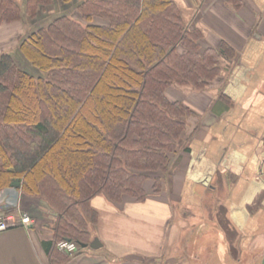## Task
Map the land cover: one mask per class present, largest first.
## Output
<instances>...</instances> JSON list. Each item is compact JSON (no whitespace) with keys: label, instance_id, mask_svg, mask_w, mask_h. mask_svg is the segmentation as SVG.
Returning <instances> with one entry per match:
<instances>
[{"label":"trees","instance_id":"obj_1","mask_svg":"<svg viewBox=\"0 0 264 264\" xmlns=\"http://www.w3.org/2000/svg\"><path fill=\"white\" fill-rule=\"evenodd\" d=\"M14 22L28 32L17 56L0 53V192L17 180L42 203L57 264L59 241L93 239L95 197L160 193L191 115L167 88L204 89L235 51L202 47L173 0H0V25Z\"/></svg>","mask_w":264,"mask_h":264},{"label":"crops","instance_id":"obj_2","mask_svg":"<svg viewBox=\"0 0 264 264\" xmlns=\"http://www.w3.org/2000/svg\"><path fill=\"white\" fill-rule=\"evenodd\" d=\"M173 1L185 29L200 32L202 47L224 42L235 57L221 58L218 75L204 89L167 88V99L191 115L160 193L118 205L95 197L91 235L101 246L57 264H261L264 0H240L238 8L228 0ZM27 32L23 22L1 24L0 53L18 55ZM21 209L35 223L0 233V264H51L42 245L51 236L49 225Z\"/></svg>","mask_w":264,"mask_h":264},{"label":"built area","instance_id":"obj_3","mask_svg":"<svg viewBox=\"0 0 264 264\" xmlns=\"http://www.w3.org/2000/svg\"><path fill=\"white\" fill-rule=\"evenodd\" d=\"M18 193L19 192H14L15 199L12 200L10 206H8L6 210H2L0 212V233L17 225L24 228H30L35 223L34 219L27 212L21 209L19 202L20 194ZM4 194L8 196V192ZM7 198L12 199V196H8ZM57 249L68 255H74L80 251L79 246L76 243L68 240L59 241L57 243Z\"/></svg>","mask_w":264,"mask_h":264},{"label":"rangeland","instance_id":"obj_4","mask_svg":"<svg viewBox=\"0 0 264 264\" xmlns=\"http://www.w3.org/2000/svg\"><path fill=\"white\" fill-rule=\"evenodd\" d=\"M19 1V0H18ZM20 3L22 4L23 3V0L22 1H20ZM73 6V5H72ZM71 6V9H69V12H74L75 14H76V12H75V10H74V7H72ZM61 9V8H60ZM73 13V14H74ZM75 18H77L78 19V16H76ZM181 48L180 47H178V50L179 51H181L180 50ZM163 183H164V181H163ZM8 189V190H7ZM4 190H6V191H4ZM4 190H2L1 192H0V212L2 211V210H6L7 209V207L8 206H10V204H11V202H12V200L13 199H15V195H14V192H18L15 188H13V187H8V188H6V189H4ZM6 192H8V196H12V199H10V198H7L8 196H6L4 193H6ZM4 194V195H3ZM18 194H20V193H18ZM23 200H28L29 202H24ZM32 200V201H31ZM38 201V203L40 202L38 199H34V198H28V197H25V196H23V195H20L19 196V202H20V207H22V208H24V209H26L28 212H30V213H32V215L34 216V217H37V218H39V220H40V223H45L44 225H49V228H50V230H51V226H52V224H53V218H52V216L51 215H47V214H43L42 212H40V210L38 211V206L37 205H34V201ZM41 203V202H40ZM42 204V203H41ZM42 213V214H41ZM57 251L59 252V253H61L62 255H64V256H66V255H68V254H65L64 252H61V251H59L58 249H57Z\"/></svg>","mask_w":264,"mask_h":264},{"label":"water","instance_id":"obj_5","mask_svg":"<svg viewBox=\"0 0 264 264\" xmlns=\"http://www.w3.org/2000/svg\"><path fill=\"white\" fill-rule=\"evenodd\" d=\"M11 187L16 188L18 186V181L17 180H13L10 184ZM69 241V240H68ZM101 246V243L99 242V240L97 238H93L88 244H82V248H86V247H90V248H97ZM261 264H264V256L261 260Z\"/></svg>","mask_w":264,"mask_h":264}]
</instances>
